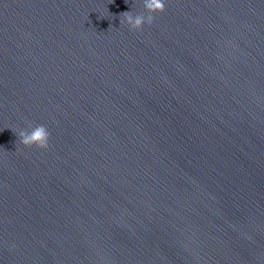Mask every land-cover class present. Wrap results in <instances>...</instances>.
I'll return each mask as SVG.
<instances>
[{"label": "water", "instance_id": "95a60500", "mask_svg": "<svg viewBox=\"0 0 264 264\" xmlns=\"http://www.w3.org/2000/svg\"><path fill=\"white\" fill-rule=\"evenodd\" d=\"M165 3L0 0V264H264V0Z\"/></svg>", "mask_w": 264, "mask_h": 264}, {"label": "clouds", "instance_id": "9594fccd", "mask_svg": "<svg viewBox=\"0 0 264 264\" xmlns=\"http://www.w3.org/2000/svg\"><path fill=\"white\" fill-rule=\"evenodd\" d=\"M143 6L148 11L149 15L133 14L131 11L120 13L123 17L120 19V24L126 23L133 30H140L144 24L151 25L154 16L151 13L163 12L166 7L165 0H143ZM19 142L27 147L35 145L40 149H47L49 146L50 132L44 125H36L30 131L21 130L18 133Z\"/></svg>", "mask_w": 264, "mask_h": 264}]
</instances>
